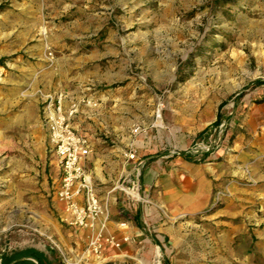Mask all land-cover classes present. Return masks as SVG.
Listing matches in <instances>:
<instances>
[{"label": "rangeland", "instance_id": "374dc122", "mask_svg": "<svg viewBox=\"0 0 264 264\" xmlns=\"http://www.w3.org/2000/svg\"><path fill=\"white\" fill-rule=\"evenodd\" d=\"M66 43L83 49H62ZM79 52L93 53L88 67L96 77H114L97 88L125 108L113 116L121 127L129 123L133 139L152 127L184 130L190 144L177 151L183 157L213 145L189 158L197 163L246 152L247 184L261 179L264 187V0H0V254L38 247L75 263L86 249L84 233L60 221L57 165L41 119V93H57L49 83L71 75L61 60ZM127 71L133 88L117 93ZM94 138L119 147L112 132ZM231 196L217 187L207 213ZM260 216L247 227L250 241L244 232L233 236L232 251L214 244L232 225L215 229L202 217L184 219L192 233L185 251L170 260L158 252L147 264H264V211Z\"/></svg>", "mask_w": 264, "mask_h": 264}, {"label": "crops", "instance_id": "0c3cea01", "mask_svg": "<svg viewBox=\"0 0 264 264\" xmlns=\"http://www.w3.org/2000/svg\"><path fill=\"white\" fill-rule=\"evenodd\" d=\"M66 48H70L73 53L83 49L79 44L67 43L62 45V49ZM88 53L79 52L76 56L61 60L63 66L64 62L69 64L66 73L71 75L57 83H49L48 87L57 93H70L75 97L90 96L100 102L98 109L82 108L76 127L91 139L93 155L88 168L101 195L109 199L111 220L107 234L120 241L125 238L129 240L123 243L121 249L107 246L100 264H137L138 260L147 264L158 252L170 260V257L185 251L191 241L192 233L185 220L199 217H202L205 225L215 229H223L224 225L234 227L225 229L227 237L214 241L217 250H220L221 244L227 246L226 250L232 251L233 236L242 232L250 241L254 233H250L247 227L263 220L260 213L264 211V187L260 185L261 179L257 180L259 184L256 186L247 184L243 173V168L249 163L247 153L227 156L220 152L206 155L205 162L197 163L178 155L177 151H184L190 144V140L184 143V130L171 129L170 133H164L152 127L133 139V136H129V123L123 121L124 127H121L116 124L120 122L119 116H113V113H124L125 108L112 104L114 93L97 88L106 82H114V77H96V70L88 67L89 62L93 65L95 59L93 53ZM80 66H84L83 71L75 74V68L78 70ZM121 78L122 81L117 82L123 86L116 89L117 93H130L133 84L129 72ZM104 130L117 136L118 148H107L94 138L97 131ZM129 154H134L136 159L129 160ZM138 162L142 170L140 184L144 201L130 204L123 193L112 189L124 178L135 176ZM56 172V180H59L58 166ZM236 175L238 179H232ZM217 187H228L232 196L224 201L222 208L207 213ZM79 240L85 241V234ZM192 243L195 242L192 240ZM31 249L45 252L50 257L57 256L65 264L59 255L38 247L2 253L0 264H38L32 253H27ZM89 261L96 262V258L88 259L85 264H90Z\"/></svg>", "mask_w": 264, "mask_h": 264}, {"label": "built area", "instance_id": "2783aa9c", "mask_svg": "<svg viewBox=\"0 0 264 264\" xmlns=\"http://www.w3.org/2000/svg\"><path fill=\"white\" fill-rule=\"evenodd\" d=\"M99 105L100 102L90 96L41 93V119L48 136V151L59 168L56 198L60 221L84 233L87 240L80 262L91 258L99 260L107 246L121 249L123 243L129 241L127 238L120 241L107 234L111 220L109 199L101 195L88 168L93 155L91 139L76 127V120L83 107L95 110ZM222 127L220 126L219 134L223 131ZM212 148L213 145L200 144L188 151L184 157L192 158L201 152L207 154ZM178 155L182 156L181 153ZM135 159L134 154H129V160ZM141 174V169L136 170L134 177L124 178L112 190L123 193L130 204L142 203L144 198L141 195ZM62 258L69 264L67 254L62 252ZM156 264H161L160 260Z\"/></svg>", "mask_w": 264, "mask_h": 264}, {"label": "trees", "instance_id": "16d2710c", "mask_svg": "<svg viewBox=\"0 0 264 264\" xmlns=\"http://www.w3.org/2000/svg\"><path fill=\"white\" fill-rule=\"evenodd\" d=\"M255 84L260 85V84H263V82L257 81ZM220 123H221V116L219 114L218 119L215 124L219 125ZM27 253H32L33 255L32 257H34L37 260L38 264H64L61 262V260L57 256L50 257L45 252H39L35 249H31L27 251ZM27 264H29V262Z\"/></svg>", "mask_w": 264, "mask_h": 264}, {"label": "bare ground", "instance_id": "6f19581e", "mask_svg": "<svg viewBox=\"0 0 264 264\" xmlns=\"http://www.w3.org/2000/svg\"><path fill=\"white\" fill-rule=\"evenodd\" d=\"M80 259H81L80 257H77V258L75 259V263H76V264H79ZM68 262H69V264H73L74 261H73V260H68ZM137 264H144V263H143L141 260H138V261H137Z\"/></svg>", "mask_w": 264, "mask_h": 264}]
</instances>
